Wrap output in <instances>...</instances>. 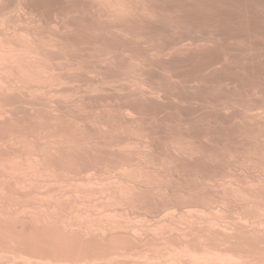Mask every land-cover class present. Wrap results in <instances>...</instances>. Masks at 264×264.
<instances>
[{"label":"bare ground","instance_id":"6f19581e","mask_svg":"<svg viewBox=\"0 0 264 264\" xmlns=\"http://www.w3.org/2000/svg\"><path fill=\"white\" fill-rule=\"evenodd\" d=\"M31 1L0 0V264H264V0Z\"/></svg>","mask_w":264,"mask_h":264},{"label":"rangeland","instance_id":"374dc122","mask_svg":"<svg viewBox=\"0 0 264 264\" xmlns=\"http://www.w3.org/2000/svg\"><path fill=\"white\" fill-rule=\"evenodd\" d=\"M40 1H41L42 5H41ZM40 1L35 0V2H34V0H32L31 2H33V3L31 4V2H29V4L31 5V7H32L33 9L38 10L39 12H40V10H41L42 12H44L43 14L46 15V16L50 15V13H47V12H51V13H52V11H53L55 8L58 9V8L64 7V4H65V3L62 2V0H48L49 2L46 1V0H40ZM42 1H43L45 4H43ZM50 1H52V2H50ZM55 1H56V2H55ZM57 1H58L59 3H58ZM37 2H38V3H37ZM47 2H48V3H47ZM34 3H35V4H34ZM52 3H53L54 5H56L57 7H56V6L54 7V5H53ZM57 3L60 4L61 6H60V5H57ZM33 4H34V5H33ZM39 4L41 5V7H42V6H43V8L45 7V8H44L45 11H44L42 8H40V5H39ZM62 4H63V5H62ZM37 5H38V6H37ZM46 6H47V7L49 6V8H47L48 11H47V9H46ZM50 6H51V7H50ZM52 8H53V9H52ZM49 10H50V11H49ZM46 11H47V12H46ZM42 12H41V13H42ZM228 13H230V12L228 11ZM230 14H232V13H230ZM226 15H227V12H226ZM227 16H228V15H227ZM255 72H257V70L253 71L252 73L255 74ZM230 131H231V130H230Z\"/></svg>","mask_w":264,"mask_h":264}]
</instances>
